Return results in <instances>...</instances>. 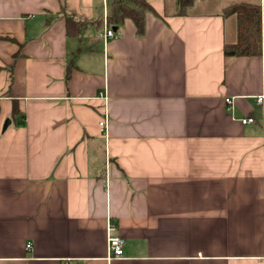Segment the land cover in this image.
Listing matches in <instances>:
<instances>
[{
    "label": "crops",
    "instance_id": "crops-1",
    "mask_svg": "<svg viewBox=\"0 0 264 264\" xmlns=\"http://www.w3.org/2000/svg\"><path fill=\"white\" fill-rule=\"evenodd\" d=\"M113 1L0 0V264H264V0L230 58L233 0H148L102 40Z\"/></svg>",
    "mask_w": 264,
    "mask_h": 264
},
{
    "label": "trees",
    "instance_id": "trees-1",
    "mask_svg": "<svg viewBox=\"0 0 264 264\" xmlns=\"http://www.w3.org/2000/svg\"><path fill=\"white\" fill-rule=\"evenodd\" d=\"M175 15L184 16L191 9L194 0H173ZM148 0H114L107 8L105 15L106 24L110 27H118L129 20L135 27V33H144L145 16L153 13ZM236 18V42L224 44L223 56L230 57H256L260 54V4L253 0H233L225 3L221 16ZM65 32L67 36L77 37L92 24H101L102 20L74 18L69 14L64 16ZM67 76V75H66ZM12 115L20 118L17 108L14 106Z\"/></svg>",
    "mask_w": 264,
    "mask_h": 264
},
{
    "label": "built area",
    "instance_id": "built-area-1",
    "mask_svg": "<svg viewBox=\"0 0 264 264\" xmlns=\"http://www.w3.org/2000/svg\"><path fill=\"white\" fill-rule=\"evenodd\" d=\"M115 32L112 30L110 26L106 24V19L104 17V27L102 30L98 31L97 37L102 40L110 39L114 36ZM100 98L101 94L99 95ZM256 103L261 107L262 114L264 115V95H259L255 98ZM224 103L227 107L232 103V98H225ZM230 107L228 108V110ZM241 125L253 124L255 119L253 117H244L238 120ZM98 126L100 128V132L104 135L107 127V119L106 116L103 115L102 120L98 122ZM112 227H108V231L111 230ZM123 245L124 240L119 236H109L107 240V254L109 259H119L122 258L123 255ZM31 244L27 243L26 248H30Z\"/></svg>",
    "mask_w": 264,
    "mask_h": 264
},
{
    "label": "water",
    "instance_id": "water-1",
    "mask_svg": "<svg viewBox=\"0 0 264 264\" xmlns=\"http://www.w3.org/2000/svg\"><path fill=\"white\" fill-rule=\"evenodd\" d=\"M115 30V27L113 28ZM9 124V120H6L4 127L6 128V126Z\"/></svg>",
    "mask_w": 264,
    "mask_h": 264
}]
</instances>
